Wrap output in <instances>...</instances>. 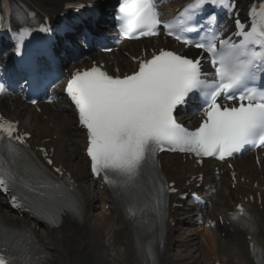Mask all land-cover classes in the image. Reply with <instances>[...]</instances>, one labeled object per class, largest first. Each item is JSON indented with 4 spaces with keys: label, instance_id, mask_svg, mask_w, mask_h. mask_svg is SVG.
Instances as JSON below:
<instances>
[{
    "label": "snow or ice",
    "instance_id": "obj_1",
    "mask_svg": "<svg viewBox=\"0 0 264 264\" xmlns=\"http://www.w3.org/2000/svg\"><path fill=\"white\" fill-rule=\"evenodd\" d=\"M207 2L196 0L186 6L178 15L181 26L191 22L195 9ZM118 12L122 31L138 37L153 36L162 25L167 35L185 45L193 43L177 34L175 21L160 19L156 0H120ZM250 17L247 31L236 21V35L242 37L239 44L224 40L219 48L215 44H195L208 53L214 68L211 81L202 71L201 58L165 49L138 60L136 70L122 77L109 75L95 65L74 72L65 91L87 130L92 172H103L108 183H112L109 174L132 181L148 160L165 149L223 160L245 145L264 146V90L247 87L254 79V70L264 64V5L259 12L252 10ZM4 91L5 84L0 83V93ZM193 93L200 94L205 107L199 126L189 130L177 123L174 112ZM221 96L232 104L218 103ZM14 131L15 125L0 117V133L22 141V136L13 137ZM32 171L37 180L44 181L41 187H51L39 169ZM8 179L15 182L14 177L0 176V186L7 189ZM0 264L10 261L0 255Z\"/></svg>",
    "mask_w": 264,
    "mask_h": 264
},
{
    "label": "bare ground",
    "instance_id": "obj_2",
    "mask_svg": "<svg viewBox=\"0 0 264 264\" xmlns=\"http://www.w3.org/2000/svg\"><path fill=\"white\" fill-rule=\"evenodd\" d=\"M31 7L39 16H54L62 11L65 3L88 2L92 0H13ZM98 1L100 5L105 0ZM241 6L246 0H238ZM177 5H173L175 7ZM140 42L150 45L152 40L126 43L105 58L107 62H117L130 69L133 63L124 55L129 51L138 56ZM118 60H120L118 62ZM0 99L3 113L19 120L20 127L31 133L33 145L52 149L54 164L62 165L76 177L80 190L81 210L77 217H65L59 227L45 230L44 244L49 253V264H142L136 251L132 234L116 208L112 197L92 181L88 173V161L82 154L83 132L74 126L73 114L63 99L58 106L38 104L35 107L20 100V97ZM40 107L38 114L36 108ZM26 117V120L24 118ZM67 118V119H66ZM67 120V121H65ZM236 184L224 172L219 180L212 178L206 168H195L188 158L183 160L176 154H162L161 166L169 180L181 184L190 175L205 171L207 183H213L216 193L210 197L212 206L203 216L216 219L221 215L228 219L227 212L237 200L252 196L250 204L254 234L263 249L264 263V159L257 166L249 155L241 156L232 163ZM207 196V192L204 190ZM260 200V203H256ZM109 205L108 209L105 206ZM261 207V209H260ZM0 211L3 202L0 199ZM175 224L166 227L165 244L157 257V264H251L247 253L245 234L233 226V231L223 225L206 227L198 224L196 209L189 205L172 214ZM185 217L186 224L179 218ZM5 219H8L5 214ZM204 222L206 219L203 218ZM13 222L26 224L34 229L37 222L28 216L15 217ZM43 234V233H42ZM178 249L172 253L173 247Z\"/></svg>",
    "mask_w": 264,
    "mask_h": 264
},
{
    "label": "rangeland",
    "instance_id": "obj_3",
    "mask_svg": "<svg viewBox=\"0 0 264 264\" xmlns=\"http://www.w3.org/2000/svg\"><path fill=\"white\" fill-rule=\"evenodd\" d=\"M41 234H42V232H41ZM42 236H44V234H42L41 237H40V238L44 239ZM172 252H173V253H176V252H177V250H176L175 247H174V250H173Z\"/></svg>",
    "mask_w": 264,
    "mask_h": 264
}]
</instances>
